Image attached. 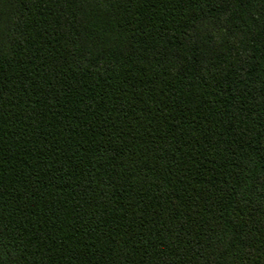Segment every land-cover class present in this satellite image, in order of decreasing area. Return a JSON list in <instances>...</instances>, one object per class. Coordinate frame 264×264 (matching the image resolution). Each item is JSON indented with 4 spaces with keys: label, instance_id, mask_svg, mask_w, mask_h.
Here are the masks:
<instances>
[{
    "label": "trees",
    "instance_id": "1",
    "mask_svg": "<svg viewBox=\"0 0 264 264\" xmlns=\"http://www.w3.org/2000/svg\"><path fill=\"white\" fill-rule=\"evenodd\" d=\"M0 264H264V0H0Z\"/></svg>",
    "mask_w": 264,
    "mask_h": 264
}]
</instances>
